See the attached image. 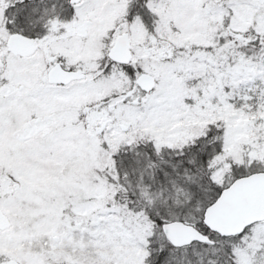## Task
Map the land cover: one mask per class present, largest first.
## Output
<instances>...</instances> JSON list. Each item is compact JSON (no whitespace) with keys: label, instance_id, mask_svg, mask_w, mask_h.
Segmentation results:
<instances>
[{"label":"snow or ice","instance_id":"1","mask_svg":"<svg viewBox=\"0 0 264 264\" xmlns=\"http://www.w3.org/2000/svg\"><path fill=\"white\" fill-rule=\"evenodd\" d=\"M0 264H264V0H0Z\"/></svg>","mask_w":264,"mask_h":264}]
</instances>
